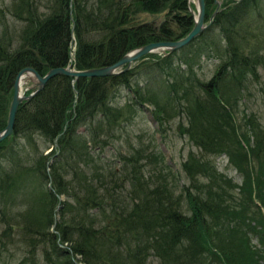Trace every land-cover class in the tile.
<instances>
[{
	"label": "trees",
	"instance_id": "1",
	"mask_svg": "<svg viewBox=\"0 0 264 264\" xmlns=\"http://www.w3.org/2000/svg\"><path fill=\"white\" fill-rule=\"evenodd\" d=\"M38 1L12 0L22 25L15 45L0 44V128L19 68L102 66L143 43L178 38L193 22L186 0H48L46 12ZM212 1L204 0L205 19ZM160 10L159 25L138 18ZM152 56L144 67L159 76L139 79L137 68L71 83L57 73L18 104L0 140V234L20 224L25 244L13 264H264V249L246 234L264 246V130L245 110L254 82L264 98V0H220L186 45ZM202 56L216 59L204 80L193 68ZM143 103L159 126L183 119L179 132L199 149L180 162L186 182L165 175V163L147 166L161 159L151 149L128 143L126 152L104 154ZM221 153L241 169L239 185L216 170L210 156Z\"/></svg>",
	"mask_w": 264,
	"mask_h": 264
},
{
	"label": "rangeland",
	"instance_id": "2",
	"mask_svg": "<svg viewBox=\"0 0 264 264\" xmlns=\"http://www.w3.org/2000/svg\"><path fill=\"white\" fill-rule=\"evenodd\" d=\"M48 0H41L38 1V10L40 12H46L48 9L47 4ZM40 2V3H39ZM220 3V0H218ZM187 3V10L190 8L192 11H195V0H186ZM13 4L12 0H0V44L5 43L9 44V48L15 45L16 43V34L19 30V27L22 25V21L17 19V17L13 14ZM163 14L165 18V10L158 11ZM156 12V13H158ZM144 12H142L138 18H146L147 15L142 16ZM157 20L151 21L154 22V24H157ZM171 26H173V23H169ZM10 37L12 40H10ZM70 49H73L74 45L72 44V40L70 41ZM153 54H160V50H155L152 52H147L141 56H139L137 59L130 62V66L128 69H136L141 68L138 74V78L141 79V77H146L147 74H154L158 75L159 71H154L152 67H144L145 65H150L151 60L153 58ZM72 59V55L69 54L68 59ZM216 63V59L213 58H207V57H201L200 62L197 66L194 65L193 68L196 69L197 75L200 79H207L208 76L211 74L214 65ZM71 64V63H70ZM192 65V66H193ZM73 67V65L71 64ZM75 68V67H73ZM148 70L151 72H148ZM260 73V81L264 80V68H259ZM40 74V73H39ZM72 83V81H70ZM25 83V84H24ZM23 83V90L22 94H27L31 90L33 85V76L32 79H27ZM261 82H254L249 86V95L245 101V105L247 106L245 108L246 111H253L256 121L259 122V127H261V130H264V98L260 95L258 88V85ZM120 93L124 94L123 97H120L119 102H122L124 97L126 98V91L123 87L120 88ZM12 92V85L9 94L6 95V99L9 102L10 96ZM30 99V98H29ZM8 106V105H7ZM151 109L152 104L149 103H143L141 107H138L135 110V114L132 117L131 121L125 124L126 131H124V134H121L122 138L118 142H114L111 146L104 151L106 156H113L115 151L120 152H126L129 148V144H133L135 147H141V148H147L153 150V153L157 154L161 157V159H158V162L155 158H150L148 161L149 167H152V165L159 164H166L167 168L164 171L165 175L168 173L169 175H172L176 182L182 183L186 182V180L183 177V172L180 169V162L186 158V155L189 152L193 154H198L199 149L197 146L192 144L186 139V136L179 132L178 123H184L183 119L178 118L177 116L170 118L167 121H164L160 126L154 121V119L151 116ZM7 111V109H6ZM81 128V127H79ZM263 132H261L262 134ZM9 136V135H8ZM128 138V139H127ZM253 138V137H252ZM251 144L250 149L253 148ZM54 146V143H48V146L45 148V152L52 149ZM261 150V148H260ZM249 152V150H248ZM252 152H255L252 150ZM249 155V154H248ZM247 155V156H248ZM252 155V154H251ZM252 158V156H248ZM211 160L213 161L216 170L225 173L227 176L231 178V182L235 183L236 185H239L242 181L241 179V169L237 168L234 165V162L228 161L225 154L221 153L218 155L210 156ZM260 160V159H259ZM258 161V160H256ZM49 183V186H48ZM47 187H50V181L46 183ZM58 195L61 196L62 200L64 198V195L62 193H59ZM58 197V196H57ZM259 211L264 216V205H261L259 208ZM255 214H258L257 212ZM252 214V215H255ZM58 217L57 213H54L53 220L55 221ZM17 223V222H16ZM253 224V226H256L257 223L253 220L250 222V225ZM12 225V226H11ZM20 224H14L10 223L9 230L7 229V234L5 236H2L0 234V264H13L17 261L19 256L22 255L23 251L25 250V244L20 241L21 239V232L19 229ZM4 224L0 222V232L3 228ZM54 226V223L52 227ZM246 234L249 236V243L250 244H260L259 247L264 249V246L262 243L259 242V239L253 236L252 234H249L246 232ZM261 238L264 239V230L261 234ZM7 237V238H6ZM258 237V236H257ZM258 239V240H257ZM264 242V240H262ZM263 247H262V246ZM78 257V256H77ZM150 262L153 264L155 260L153 258L150 259ZM78 264H82V262H78ZM221 264H225L221 262Z\"/></svg>",
	"mask_w": 264,
	"mask_h": 264
},
{
	"label": "water",
	"instance_id": "3",
	"mask_svg": "<svg viewBox=\"0 0 264 264\" xmlns=\"http://www.w3.org/2000/svg\"><path fill=\"white\" fill-rule=\"evenodd\" d=\"M215 4L213 11L208 17L207 22H204V0H195V11H192L188 8L189 12L192 15L193 23L190 29L182 36L175 39H164V40H155L143 43L138 45L129 51L123 53L115 61L105 64L102 66H93L88 68L76 69L71 66L70 63L65 65L51 66L44 73L39 74L31 66H23L17 70L12 80V92L8 102L6 118L3 126L0 128V140L6 138L12 132L15 112L18 107V104L22 100L29 99L37 90H39L45 81L52 75L57 73H62L71 77L70 81L75 80L79 76H102V75H111L123 70L128 69L130 62L137 59L139 56L152 52L155 50H161L162 52L168 53L172 50H176L181 46L188 43L191 38L200 32L206 25H208L212 19L213 14L215 13L218 2L213 0ZM147 15V17L142 21L143 23L151 22L157 20V25L164 19L162 13H143L142 16ZM30 72L33 76V85L29 93L20 94L18 93V78L24 72ZM53 143H55V138H53ZM49 186V183H48ZM61 199V196L58 195V200ZM58 205H56V208ZM53 225V224H52Z\"/></svg>",
	"mask_w": 264,
	"mask_h": 264
},
{
	"label": "bare ground",
	"instance_id": "4",
	"mask_svg": "<svg viewBox=\"0 0 264 264\" xmlns=\"http://www.w3.org/2000/svg\"><path fill=\"white\" fill-rule=\"evenodd\" d=\"M27 79H30V80L32 79V74L30 72L26 71L19 76V78H18V93H20V94L22 93V90H23L22 85L25 82V80L27 81Z\"/></svg>",
	"mask_w": 264,
	"mask_h": 264
}]
</instances>
